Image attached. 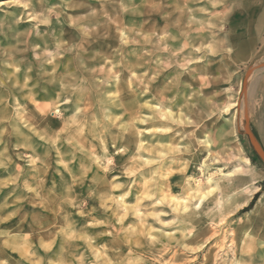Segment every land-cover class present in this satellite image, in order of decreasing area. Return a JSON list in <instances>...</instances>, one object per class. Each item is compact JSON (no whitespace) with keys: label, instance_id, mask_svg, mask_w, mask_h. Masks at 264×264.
I'll return each mask as SVG.
<instances>
[{"label":"rangeland","instance_id":"374dc122","mask_svg":"<svg viewBox=\"0 0 264 264\" xmlns=\"http://www.w3.org/2000/svg\"><path fill=\"white\" fill-rule=\"evenodd\" d=\"M187 1L208 20L195 39L168 0H0V264H264V0ZM147 75L175 98L183 81L195 90L194 78L214 81L206 107L192 95L186 109L164 104L185 121L173 137L182 147L171 148L192 151L157 173L167 154L137 167L146 157L132 153L160 131L103 118ZM205 122L214 132L200 130ZM217 171L235 202L198 215L181 183L203 188ZM160 182L184 211L157 199Z\"/></svg>","mask_w":264,"mask_h":264},{"label":"bare ground","instance_id":"6f19581e","mask_svg":"<svg viewBox=\"0 0 264 264\" xmlns=\"http://www.w3.org/2000/svg\"><path fill=\"white\" fill-rule=\"evenodd\" d=\"M168 1L172 2L173 6H171V8H175L176 10V11L171 10L170 12V15L176 14L175 16L176 24H177L176 27H178L179 29H187L188 33H190L189 35L193 39L197 38V36L201 37V35H203L202 33L204 30L203 28L206 24V21L208 20H201V18L198 17L194 13V11L191 9L190 2L187 0H168ZM182 4L184 5L183 7H182ZM156 7L155 8L153 7V9L151 10L152 15L157 14V11H159ZM212 14H214V12H212ZM261 16H263L262 13H261ZM167 18H168L167 23H170L172 20V17L168 15ZM209 21L211 20L209 19ZM211 34H212L211 36H213V32H211ZM244 43L245 42H243V44ZM142 61L143 59L140 58V56L136 55L133 58V60L130 61V63L133 65L129 63L130 68H131L130 73L132 75L133 82L134 81L136 82V78H139L137 77L138 73L143 68V66L142 67L139 66V68L138 66L137 67H133V66L141 64ZM144 67H145L144 68L145 70L148 69V72H150V70L152 69H155L153 66H144ZM249 76L250 75H248V77ZM183 82H184L183 91H182L183 94L181 95L180 98H175V97H172L170 93L166 90L167 86L164 83H162L161 81L155 82L151 78H149V76L147 75V77H144L142 83L141 82L136 83V85L133 86L132 91L130 92L129 96L123 95V97L120 98L114 106L112 105L104 106L103 118L108 119L109 123H111V121H113L114 119H117L118 115L122 114L121 122L123 120H142V121L148 120L150 122L149 128L160 131L159 134L154 133L155 135L154 140L146 142L147 144L145 145L142 144L143 140H140V139H137V141L134 142L135 151H133L132 153L133 154L132 157H134L133 159L146 157L145 158L146 161L141 162V161L136 160L135 163L137 167H143L144 165L149 163L148 162L149 159H152L154 161L158 160L160 159L159 155L165 153V155L166 154L168 155L167 158L164 160H161L158 164L151 167L150 169L152 173H157L158 171H162V170L165 171L169 169L170 163L175 164L177 161H179L181 157V153L192 151L191 148L189 147L180 148V149L171 148L172 146L182 147V145L179 144V142L174 143L173 137L179 132V130H181L182 128L181 126L185 124V121L183 120V118L180 117L179 114L173 115L172 112L168 108H166L167 105H164V104L167 101H171L173 103L180 102V103H183L184 106H186L184 107L186 109L188 108V105L190 104L189 100L186 97L192 95L194 101H196L199 104H202L203 106L205 105L207 106L208 101L210 100L209 95L211 94L208 91L211 90V87L214 81L208 78H200V79L194 78L192 82L196 84L198 88V89L196 88L197 90L190 89V88L187 89L185 87V84L187 82L185 81ZM141 86H144V88L148 90V93H149L144 98H141V96L137 93L138 91H140L139 88ZM129 87H130V84H129ZM187 87L189 86L187 85ZM212 93L215 95L214 92ZM148 98H152L153 100L146 101ZM143 100H145V105H146L145 107L146 111L143 114L150 117L148 119H142L143 117H141L140 115L142 114V111L140 109L139 104ZM227 107L228 105H225L223 108L226 109ZM239 107L241 109L242 114L248 112V106L244 102V100L242 102V105ZM114 108H118V109L114 110ZM106 111H112V113L107 114L105 113ZM234 119H235V113H233L231 116V122H233ZM162 120H165L166 122L165 121L163 122ZM257 120L260 125L264 126V112L257 116ZM207 126L211 132H214V129H213L214 126H210L208 122L203 123L202 128H200V130L207 129ZM104 127H106L107 130H112V128L110 129L109 124L104 123ZM162 144H167V145L163 146ZM222 146L223 145H221V147ZM221 149H224V147H222ZM242 163L245 165V167H251V163L248 158L243 159ZM203 165L204 164H202V166ZM217 172L210 173L205 178V185L203 188L200 186L199 180L197 181L198 183L194 186L190 184L187 178L183 181V183H181L183 185L182 189L185 192V195H187L188 197L192 199H196L194 203V210L198 211V215L203 213L205 216H210L213 212H221V211L223 212L227 203L231 201L235 202L233 200V196L235 195L236 188L233 185V181L228 179L229 174H222L219 172L221 177L216 178L215 173ZM144 173H145V170H142L140 172V174H144ZM223 177H226V178H223ZM140 183L142 182L140 181ZM170 188L171 186L168 184V182H160L159 186L154 188V193L158 197L157 199L160 201L166 200L168 203H171V207L174 210L184 211L187 208L186 207L187 205L184 204L183 202H180L184 200H180L179 197L171 196ZM118 197L120 198V201L118 202V204L123 205L124 202L121 200L122 196L118 195ZM235 206L237 205L235 204Z\"/></svg>","mask_w":264,"mask_h":264},{"label":"trees","instance_id":"16d2710c","mask_svg":"<svg viewBox=\"0 0 264 264\" xmlns=\"http://www.w3.org/2000/svg\"><path fill=\"white\" fill-rule=\"evenodd\" d=\"M262 187L264 188V182L262 183ZM257 197H258V193H256V194L254 195V197L252 198V200H251V202L249 203V205L247 206V208H245V211L251 209V207L253 206L254 202H255L256 199H257Z\"/></svg>","mask_w":264,"mask_h":264}]
</instances>
